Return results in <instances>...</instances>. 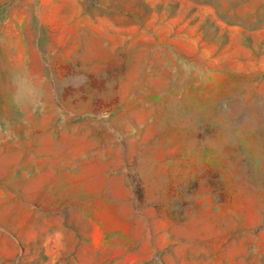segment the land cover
Here are the masks:
<instances>
[{
    "label": "rangeland",
    "instance_id": "374dc122",
    "mask_svg": "<svg viewBox=\"0 0 264 264\" xmlns=\"http://www.w3.org/2000/svg\"><path fill=\"white\" fill-rule=\"evenodd\" d=\"M0 264H264V0H0Z\"/></svg>",
    "mask_w": 264,
    "mask_h": 264
},
{
    "label": "bare ground",
    "instance_id": "6f19581e",
    "mask_svg": "<svg viewBox=\"0 0 264 264\" xmlns=\"http://www.w3.org/2000/svg\"><path fill=\"white\" fill-rule=\"evenodd\" d=\"M13 81V84L15 85L14 88V95H19L22 90L24 89V85L22 84V81L20 78H15L12 80Z\"/></svg>",
    "mask_w": 264,
    "mask_h": 264
}]
</instances>
